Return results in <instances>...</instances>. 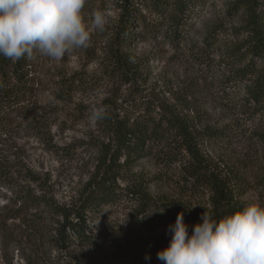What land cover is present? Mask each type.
I'll use <instances>...</instances> for the list:
<instances>
[{
  "label": "trees",
  "instance_id": "obj_1",
  "mask_svg": "<svg viewBox=\"0 0 264 264\" xmlns=\"http://www.w3.org/2000/svg\"><path fill=\"white\" fill-rule=\"evenodd\" d=\"M120 1L101 60V79L111 84L98 120L104 138L94 143L93 170L77 198L58 203L47 178L8 152L12 148L0 149V183L11 195L4 209L15 208L7 219H18L45 264H91L84 251L96 247L97 235L89 220L106 207H122L139 226L164 229L182 212L191 232L204 211L219 219L248 202L264 205V150L251 177L216 152L239 136L264 147V0L226 2L227 19L198 37L196 24L209 0ZM94 2L86 0L82 12ZM160 36L169 61L185 71L176 87L168 80L147 86L148 62L133 49ZM40 57L13 62L0 56V136L10 138L28 123L57 153L69 145L53 142L49 122L33 106ZM95 81L76 70L57 82L55 96L67 101ZM121 87L125 91L117 92ZM208 109L229 120L211 123Z\"/></svg>",
  "mask_w": 264,
  "mask_h": 264
},
{
  "label": "rangeland",
  "instance_id": "obj_2",
  "mask_svg": "<svg viewBox=\"0 0 264 264\" xmlns=\"http://www.w3.org/2000/svg\"><path fill=\"white\" fill-rule=\"evenodd\" d=\"M232 1L209 0L196 24L194 36H200L213 22L227 19L224 14L226 2ZM120 3V0H95L88 10L82 12L88 24L96 9L102 10L107 20L104 31L92 32L87 48L75 49L59 61L42 56L38 60V83L33 91L36 116L47 119L53 142L60 147L69 145L67 149H60L57 153L48 151L33 135L28 123H23L21 132H13L10 138L0 136V149L6 152L12 148L8 152H15L29 168L47 178L54 198L61 204H70L77 198L93 170L97 156L94 143L104 138L98 120L92 118V112L101 107L102 98L110 91L111 84H105L106 81L101 79V60L109 32L119 16ZM234 20L233 24L238 25ZM133 49L148 62L151 74L147 86L154 80H168L176 87L177 81L184 77L185 71L169 61L171 51L162 36L155 42L137 43ZM79 69H84L90 79L96 80L92 87L76 92L67 101L57 99V82ZM125 89L121 87L117 92L123 93ZM208 115L211 123L221 124L229 120L227 113L221 110L208 109ZM263 150V146L239 136L229 144L219 146L216 152L228 164L243 169L251 177L260 167L257 155ZM10 197L9 191L0 183V264H45L39 249H34V245L25 238L18 219H7L9 214H15L11 204L4 209ZM89 227L97 235L96 247L84 251L91 264H159L157 250L168 245L171 237V233L162 227L139 226L134 217L120 206L104 208L89 220ZM145 256L149 259L146 260Z\"/></svg>",
  "mask_w": 264,
  "mask_h": 264
},
{
  "label": "clouds",
  "instance_id": "obj_3",
  "mask_svg": "<svg viewBox=\"0 0 264 264\" xmlns=\"http://www.w3.org/2000/svg\"><path fill=\"white\" fill-rule=\"evenodd\" d=\"M85 3L0 0V56L13 62L37 55L59 61L75 49L87 48L92 32L104 31L107 20L96 9L88 24L82 14ZM105 114L98 107L92 118L102 120ZM167 231L168 245L157 250L161 264H264V205L259 203L248 202L219 219L204 211L191 232L178 212Z\"/></svg>",
  "mask_w": 264,
  "mask_h": 264
}]
</instances>
